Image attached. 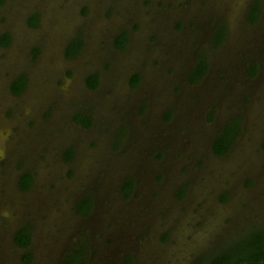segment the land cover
<instances>
[{
	"label": "rangeland",
	"instance_id": "1",
	"mask_svg": "<svg viewBox=\"0 0 264 264\" xmlns=\"http://www.w3.org/2000/svg\"><path fill=\"white\" fill-rule=\"evenodd\" d=\"M218 29L227 40L213 48ZM5 34L0 264H61L84 240L86 264H204L264 224V0H0ZM72 42L81 50L68 57ZM198 59L210 70L191 83ZM229 123L240 132L220 157ZM27 172L35 183L22 190ZM27 225L23 252L14 237Z\"/></svg>",
	"mask_w": 264,
	"mask_h": 264
},
{
	"label": "trees",
	"instance_id": "2",
	"mask_svg": "<svg viewBox=\"0 0 264 264\" xmlns=\"http://www.w3.org/2000/svg\"><path fill=\"white\" fill-rule=\"evenodd\" d=\"M252 7V6H251ZM251 9V8H250ZM251 11V10H250ZM249 16V15H248ZM253 22V21H252ZM255 22V21H254ZM32 26H37L38 24L33 23ZM217 30L212 39L213 48H218L224 41L226 32L223 33ZM125 36V38H124ZM1 45L7 46L11 37L9 34H5L0 37ZM128 38L126 33H122L115 38V45L123 49L127 46ZM74 42H72L67 48L66 55L68 57H73L79 53L80 49H77L74 53L71 52V48ZM202 60V59H201ZM197 60L191 74H190V82L198 83L205 76L209 63L208 61ZM257 67V66H255ZM257 70L251 71V76L256 74ZM139 81V77L136 76L132 79V84L137 85ZM89 88H96L99 85V79L97 74H92L87 78L86 81ZM26 88V78L20 77L13 81L11 85V91L14 95H20L24 92ZM76 117V121L80 123L82 126L86 128H90L92 126V119L88 118L86 120L78 119ZM233 124V123H232ZM231 123H229L217 136V138L213 142V152L217 156L226 155L231 149L236 137L238 136V129L235 127H230ZM235 126V125H234ZM74 157V152L69 150L65 154V160L71 161ZM34 184V177L31 173H24L19 181L20 188L22 190H29ZM134 190V181L128 180L123 185L122 192L126 197H129ZM186 188L183 187L177 193V198H182L185 195ZM88 196V195H87ZM83 197L78 205L77 212L83 215L88 214L93 207V201L91 196ZM228 195H224L222 200H226ZM224 198V199H223ZM88 200L87 203L85 201ZM31 227L25 226L21 228L15 234L14 241L17 246L23 249H27L31 242ZM168 236L165 235L164 239H167ZM88 257V246L87 241L84 240L83 243L79 245L73 246L63 257L61 264H86ZM32 259V255L30 252H26L24 255V261L30 262ZM123 264H133V260L131 257H127ZM202 264V263H201ZM204 264H264V224L260 226H255L248 229L242 235L238 236L235 240L225 244L222 246L212 257H210Z\"/></svg>",
	"mask_w": 264,
	"mask_h": 264
},
{
	"label": "flooded vegetation",
	"instance_id": "3",
	"mask_svg": "<svg viewBox=\"0 0 264 264\" xmlns=\"http://www.w3.org/2000/svg\"><path fill=\"white\" fill-rule=\"evenodd\" d=\"M262 15H263V14H262ZM225 40H227V37H226ZM209 70H210V65H209V68H208L206 74H208ZM257 71H258V70H257ZM206 74H205V75H206ZM203 78H204V77H203ZM229 152H230V150H229ZM229 152H228V153H229ZM228 153H227V154H228ZM227 154H226V155H227ZM226 155H224V156H226ZM34 183H35V179H34ZM33 186H34V184H33ZM33 186H32V187H33ZM32 187H31V188H32ZM31 188H30V189H31ZM135 189H136V188H135ZM135 189H134V190H135ZM16 233H17V232H16ZM32 238H33V237H32ZM32 243H33V239L31 240L29 247L32 245ZM29 247H28V248H29ZM28 248H27V249H28ZM27 249L20 248V250H22L23 252L26 251Z\"/></svg>",
	"mask_w": 264,
	"mask_h": 264
}]
</instances>
